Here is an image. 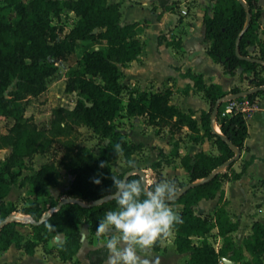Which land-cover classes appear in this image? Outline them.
Listing matches in <instances>:
<instances>
[{
	"label": "trees",
	"instance_id": "1",
	"mask_svg": "<svg viewBox=\"0 0 264 264\" xmlns=\"http://www.w3.org/2000/svg\"><path fill=\"white\" fill-rule=\"evenodd\" d=\"M158 2L166 10L172 8L167 5L168 0ZM64 9L74 14L75 21L69 31L61 35L52 21L59 18ZM261 10L258 0H213L211 14L205 13L202 20L203 39L208 43L206 52L221 64L223 72L233 74L241 68L255 75L254 85L258 89L246 95L250 102H255L256 96L264 93V76L256 75L259 68L264 70V43L258 38ZM120 17V3L108 0H3L0 4V116L13 119L7 131L0 132V149H10L8 158L0 167V199L8 194L11 185L27 184L32 199L21 208V212L29 215L32 221L54 208L63 196L90 204L117 191L111 176L123 179L125 171H113L110 163L119 154L128 163L132 153L140 148V144L127 139L117 129L116 121L124 114L145 115L149 123L157 126L186 124L191 131L199 132L191 111L186 113L170 104L169 89L147 92L130 88L124 100L125 85L121 82L123 73L120 67L137 59L141 53L142 42L137 34L143 26L137 22L121 24ZM158 42L161 43V35ZM166 44L178 46L180 43L170 40ZM251 45L258 46V55L248 51ZM77 47H80L78 66L68 70L65 87L67 92L74 93V106L53 107L48 127H39L25 117L23 100L27 94L36 96L43 92L47 79L57 70V63L64 62ZM186 75L209 103L208 110L200 113V125L204 135L215 144L217 154L199 151L193 156L185 154L180 158L188 180L184 183L171 179L176 182L178 192L170 203L182 206L179 210L181 222L171 228L175 248L179 253H188L186 264H219L221 257L240 264H264V223L253 221L250 233L242 240L243 246H237L232 235L239 221L233 219L221 203L222 183L239 179L254 159L251 156L244 160L239 171L232 167L241 151L247 149L248 130L244 115L235 110L226 113L225 106L243 96L225 98L226 95L240 94V90L234 87L225 92L219 84L205 85L201 74L188 72ZM14 80L16 89L6 94ZM212 116L221 134L213 129ZM79 125L91 128L104 140L99 154L85 145H76L70 138ZM58 137L65 138L68 158L64 167L72 178L62 194L54 199L49 187L58 182L55 164L45 162L33 169L28 160L47 152ZM117 143L121 147L115 152ZM159 165V161L153 162L151 168L157 169ZM24 169L32 170V173L24 176ZM95 176H100L99 184L93 182ZM134 178L141 179L137 173L127 177L129 180ZM162 179L165 178L157 172V180L145 187ZM187 184L190 186L178 194ZM217 193L220 204L212 214L202 216L195 212L199 200L213 198ZM115 207V198L95 206L66 203L42 223L33 225L30 221L32 236L26 238L16 227L19 222L11 218L17 206L0 202V251L14 245L32 255L41 245L45 253L54 252L61 261L77 264L76 254L81 245L79 223H87L90 234H95L106 210ZM213 228L222 240L218 249L206 239V234ZM59 233L64 235V240L53 249L48 248V241ZM193 236L201 241L194 243ZM159 247L160 239L152 249L158 250ZM108 254V249L102 245L88 250L86 256L89 263L100 264Z\"/></svg>",
	"mask_w": 264,
	"mask_h": 264
},
{
	"label": "crops",
	"instance_id": "2",
	"mask_svg": "<svg viewBox=\"0 0 264 264\" xmlns=\"http://www.w3.org/2000/svg\"><path fill=\"white\" fill-rule=\"evenodd\" d=\"M108 1L121 3V24L133 23L140 20L147 22V25L137 34V37L142 42V51L137 59L127 63L129 65L127 69L123 67V73H127L123 80L132 84L131 87L136 84L134 88L147 92L163 91L165 89L171 90L170 104H173L183 112L188 113L191 111L192 117L197 121L199 127V132L196 133L191 131L186 124L180 126H173L170 124L157 126L149 123L145 115L135 117L124 114L119 118L121 124L118 126L116 125L117 129L124 134L127 139L135 144H140V148L132 153L130 157V161L133 163L121 162V154H119L118 157L110 163L111 168L115 172H124L130 168L141 169L145 173L148 184L157 180V172H160L165 179L171 180L176 178L186 183L188 174L181 163L180 158L182 155L188 154L189 156H193L199 151L208 154H217L215 144L204 135V131L200 125V113L202 110H208L209 103L203 97L202 92L195 89L193 80L186 74L188 72L201 74L205 85L211 83L219 84L221 89L225 92L237 87L240 93L247 90L255 91L254 89L258 88L254 85L255 75L249 71H242L241 68L236 69L233 74H226L223 72L221 64L215 62L207 54L206 48L208 43L203 39L204 25L202 20L205 13L211 14L213 0H168L167 5L172 6L170 10L164 9L159 4L158 0ZM131 4L133 5L131 6ZM258 4L262 8L258 19V38L261 43H264V0H258ZM131 10H136L134 12L138 15L136 14V16L131 17L127 16L129 18H126V12H130ZM182 11H185V13ZM150 33L154 38L152 50L146 49V36ZM159 35H161V43L158 42ZM170 40H178L180 44L178 46L167 45L166 41ZM248 51L253 55L259 54L258 46L256 45L249 46ZM262 64L264 65V62H262ZM256 75L263 77L264 70L259 68ZM227 97H230V95L225 96V98ZM227 106L228 104L225 108ZM175 119L176 118L173 120ZM245 119L248 130V135L245 139V146H247V149L241 151L239 158L233 163L232 167L235 171H239L244 160L250 159L251 156H253L254 159L239 179L231 181L226 180L222 183L221 188L223 190V197L221 203H223L233 219L239 221V226L234 233H239L240 229L245 225L246 236L251 231V224L253 221H264V176L254 184H248L247 187L242 186L248 171L254 164L259 163L264 167V93L256 96L254 108L245 116ZM81 126L86 127L90 133H93L91 128L84 125ZM212 126L215 132L221 134L220 128L213 116ZM194 137L200 138L198 141H194ZM8 150L10 149H0V151ZM156 161L160 162L159 167L157 169L151 168V164ZM238 161H240L241 164L240 168L237 170L235 165ZM71 178V176L67 175V185ZM59 185L61 184L58 180L56 184L49 187L54 199H57L63 192H59ZM232 186H237L242 193H247V195H243L242 198L231 197L230 188ZM254 186L259 187L255 193L251 192ZM51 189H56V191H58L55 197ZM30 199H32V195L28 193V186L18 185H11L8 194L0 199V202L6 204L13 203L17 206V210L11 214V218L19 222V225L16 227L26 238L32 236V230L28 224L32 221V218L22 213L21 208L25 207ZM219 204V193H217L213 198H202L199 200L194 209L196 213L204 216L212 214ZM173 205L176 206L178 211L182 207L181 204ZM246 206L248 207L247 209H245ZM83 223V229L86 233L85 238L88 237L87 239H89V236L95 239L100 237L97 232L95 234H90L88 224L85 222ZM170 232L174 234L173 230H170ZM101 235H103V238H107V234ZM172 239L171 245L168 246L167 250L163 246L165 244L161 246V241L158 250H151L156 252L154 254L166 256L168 250L173 249V246L175 247L174 235ZM63 240L64 235L59 233L48 241L47 247L53 249ZM102 245H104L103 241L97 242L96 245L89 246L88 250ZM176 252L184 259L188 260V256H186L188 253H179L177 250ZM78 253L79 250L76 254V258L78 257ZM177 253L174 252L175 259H179ZM33 259H38L41 264H44V262L48 264L71 263L61 261L54 252L45 253L41 245L35 248L32 255L26 254L22 249L16 248L14 245H10L6 250L0 251V264H26V261ZM83 261H85L86 264H91L86 255ZM82 262H78L77 264H82ZM186 263L187 262H184L183 264ZM100 264H107V259Z\"/></svg>",
	"mask_w": 264,
	"mask_h": 264
},
{
	"label": "rangeland",
	"instance_id": "3",
	"mask_svg": "<svg viewBox=\"0 0 264 264\" xmlns=\"http://www.w3.org/2000/svg\"><path fill=\"white\" fill-rule=\"evenodd\" d=\"M24 1H27V0H24ZM133 2L137 3L136 1H133ZM2 3H3V0H0V4ZM132 5L133 4H131V6ZM135 8H138V7H135ZM120 11H121V3H120ZM134 11L131 10L130 12L129 11L126 12V18H129L127 16H130V17L136 16L137 13ZM11 17H13V14L11 15ZM74 21H75L74 14L70 10L64 9L63 12L60 14V17L57 19H53L52 22L57 26V28H59L60 34L64 35L72 27ZM120 23H122L121 17H120ZM137 23L142 24L143 27L147 25V22L144 20L137 21ZM153 39L154 38L151 33L146 36V49L152 50ZM95 48H98V46L96 45ZM79 55H80V47H77L72 53L68 54L67 59L64 62L57 63V70L54 73V75H52L51 77L47 79L46 89L43 92H41L40 94L36 96L27 94L26 98L23 100V103L25 106V112H24L25 117L34 121L39 127H48L50 116H51V109L53 107L60 106V105L65 106V107H71L75 103L74 93L67 92L65 90V87L67 83V76H66L67 72L70 68L78 66ZM123 67L127 69L129 65L126 64ZM123 67H120L121 71L123 70ZM125 74L127 73H123L122 78H121V82L122 83L124 82L123 84L125 85V90L123 91L124 100H126L127 90L130 88H134L136 86L135 84L133 87H131L132 84L127 83L123 80V78H125L126 76ZM15 89H16V81L14 80L11 83V85L8 87L6 94L11 93ZM12 123H13L12 118L0 116V132L5 133ZM120 124H121V121L120 119H118L116 121V125L118 126ZM70 138H72V140L74 141L76 145H83V146L85 145L91 148L95 154H99L101 147L104 145V140L100 139L95 134L90 133V131L86 127H82L81 125L75 127V131L71 135ZM9 153H10V150L0 151V167H3V164L5 160L8 158ZM67 158H68V155H67V146L65 144V138L58 137L54 139L52 146L47 152L34 155L32 159L28 160V164L31 165L33 169H36L43 162H53L57 169L58 180L61 184L59 185L58 190L59 192H61L64 190V188L67 185V175L68 174L66 173V170L64 167V162L67 160ZM121 162L124 163L122 155H121ZM240 164H241L240 161L236 163L235 168L237 170L240 168ZM30 173H32V170H28V169L22 170V174L24 176H28ZM263 176H264V167L260 165L259 163H256L248 171V174L246 175V179L242 186L247 187L248 184H254ZM25 186H27V184ZM258 188H259L258 186L252 187L251 192L255 193V191H257ZM230 189H231L230 190L231 197L233 198H242L243 195L244 196L247 195V193H244V192L242 193V191L237 186H232ZM51 190H53L54 197H55L58 191H56V189H51ZM247 208L248 207L246 206L245 209ZM83 226H84V223L80 222L79 227H80L82 236H81V245H80V249H79V253L77 257L79 263H81L84 260V257L88 251L89 246L96 245L97 242H101V241L104 242V240L106 239V237L103 238V235H100V237H97L96 239L92 236H89V239H87L88 237L85 238L86 233L83 229ZM245 230L246 229L244 225L240 229L239 233H233L232 235L233 241L237 246H241V247L243 246L242 240L246 234ZM173 235L174 234L170 232L168 236L163 237L160 240L161 246L162 244H165L163 246L165 247L166 250L168 246L171 245V241L173 240L172 239ZM206 239L216 249L219 248L222 242L221 238L217 236L215 228H213L209 233L206 234ZM192 241L194 243H199L201 241V238L193 236ZM174 252L177 253L175 250V247L173 246V249L168 250V252L166 253V256H161L160 254L159 255L154 254L156 252H154L153 250H151V256L155 260L156 264H183L184 262H187V259H184L178 253L177 254L179 255V259H175ZM244 254L248 255L247 252L245 251H244ZM224 259H227V258H224ZM26 264H41V263L38 259H33V260L26 261ZM44 264H48V263L44 262ZM53 264H58V263H53ZM82 264H86V262L83 261ZM223 264H227V262L224 260ZM228 264H240V262L231 261Z\"/></svg>",
	"mask_w": 264,
	"mask_h": 264
},
{
	"label": "clouds",
	"instance_id": "4",
	"mask_svg": "<svg viewBox=\"0 0 264 264\" xmlns=\"http://www.w3.org/2000/svg\"><path fill=\"white\" fill-rule=\"evenodd\" d=\"M120 147L117 143L114 151ZM92 179L94 183L101 182L100 176ZM111 179L117 190L116 207L106 210L97 224V234H107V264H156L152 247L181 222L179 211L170 203L178 192L176 182L162 179L146 188L140 178L129 180L112 175Z\"/></svg>",
	"mask_w": 264,
	"mask_h": 264
},
{
	"label": "water",
	"instance_id": "5",
	"mask_svg": "<svg viewBox=\"0 0 264 264\" xmlns=\"http://www.w3.org/2000/svg\"><path fill=\"white\" fill-rule=\"evenodd\" d=\"M94 31H96V29H94ZM256 89H258V88H255L254 90H256ZM249 92H252V90H247V91H245V92H242V93H240V94H236V95H232V96H230V97H231V98H236V97L239 96V95H241V96H245V95H247ZM215 111H216V107H215V109L213 110V115L215 114ZM134 173L139 174L140 177H141V179H142V181L144 182V185L147 186V180H146V178H145V173H144L143 170L138 169V168H130L129 170L125 171V172H124V175H123V179H127V177H128L129 175L134 174ZM189 186H190V184H187L186 186H184V187L179 191L178 194L182 193V192H183L184 190H186ZM115 194H116V192L113 193V194H107V195H105V196H102V197H100V198L94 200V201L91 202L90 204H85V203H83L82 201H80V200L77 199V198H73V197H69V196H63V197H61V198L59 199L58 204H57L54 208H50V209H48L47 211H45V212L42 214V216H41L38 220H36V221H32V224H33V225H38V224L42 223L43 221H45V220H46V219H47V218L53 213V211H55L56 209L60 208L62 205L66 204V203H74V202H77V203H81V204L86 205V206H95V205H99V204H101V203H103V202H106V201H108V200H110V199H112V198H115ZM178 194H177V195H178ZM175 197H176V196H175ZM224 260L227 262V264L231 262L229 259H224Z\"/></svg>",
	"mask_w": 264,
	"mask_h": 264
},
{
	"label": "built area",
	"instance_id": "6",
	"mask_svg": "<svg viewBox=\"0 0 264 264\" xmlns=\"http://www.w3.org/2000/svg\"><path fill=\"white\" fill-rule=\"evenodd\" d=\"M185 13V11H182ZM254 108V102H250V100L245 96L241 99H233L228 106L225 108L226 113H231L232 111H240L244 117L249 114V112ZM224 263V258L221 257L219 259V264Z\"/></svg>",
	"mask_w": 264,
	"mask_h": 264
}]
</instances>
